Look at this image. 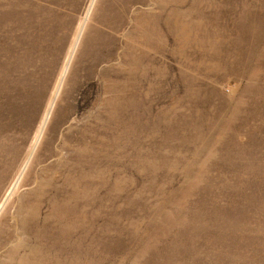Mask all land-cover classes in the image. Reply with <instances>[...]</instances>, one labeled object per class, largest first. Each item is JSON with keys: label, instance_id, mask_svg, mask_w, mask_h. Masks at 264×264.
I'll use <instances>...</instances> for the list:
<instances>
[{"label": "rangeland", "instance_id": "1", "mask_svg": "<svg viewBox=\"0 0 264 264\" xmlns=\"http://www.w3.org/2000/svg\"><path fill=\"white\" fill-rule=\"evenodd\" d=\"M0 264H264V0H0Z\"/></svg>", "mask_w": 264, "mask_h": 264}]
</instances>
